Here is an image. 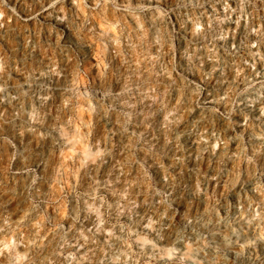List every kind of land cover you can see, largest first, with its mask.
Instances as JSON below:
<instances>
[{
    "label": "rangeland",
    "instance_id": "rangeland-1",
    "mask_svg": "<svg viewBox=\"0 0 264 264\" xmlns=\"http://www.w3.org/2000/svg\"><path fill=\"white\" fill-rule=\"evenodd\" d=\"M0 264H264V0H0Z\"/></svg>",
    "mask_w": 264,
    "mask_h": 264
}]
</instances>
